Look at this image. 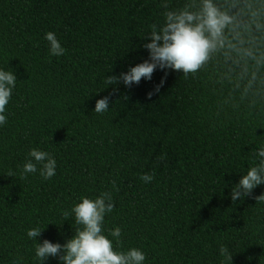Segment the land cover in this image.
I'll use <instances>...</instances> for the list:
<instances>
[{
	"label": "trees",
	"instance_id": "trees-1",
	"mask_svg": "<svg viewBox=\"0 0 264 264\" xmlns=\"http://www.w3.org/2000/svg\"><path fill=\"white\" fill-rule=\"evenodd\" d=\"M186 2L171 0L170 8ZM216 3L236 17L229 39L264 56V28L252 17L264 25V0ZM162 4L0 0V70L17 77L0 126V264H40L36 243L75 234L74 214L65 221L64 211L108 190L115 208L103 230L114 250L139 248L144 264H222L223 245L232 264H264V202L255 199L264 184L235 204L230 195L264 147V61L221 49L187 79L157 67L130 87L104 82L150 58L143 45L150 26L164 23ZM48 31L64 55L50 54ZM104 97L109 110L95 113ZM33 148L56 159L52 178L37 171L20 179ZM145 173L154 179L144 183ZM33 227L44 229L37 240L27 237ZM116 227L122 246L108 232Z\"/></svg>",
	"mask_w": 264,
	"mask_h": 264
},
{
	"label": "clouds",
	"instance_id": "clouds-1",
	"mask_svg": "<svg viewBox=\"0 0 264 264\" xmlns=\"http://www.w3.org/2000/svg\"><path fill=\"white\" fill-rule=\"evenodd\" d=\"M171 0H163L162 6L165 20L162 25L152 24L149 43L143 45L149 50L150 58L143 63L130 67L127 72L119 75H109L105 79L106 85L119 84L122 80L126 86L133 83L139 84L142 79L151 80L154 71L170 69L182 72L185 79L190 74H196L212 57L221 49H228L227 56L231 50L243 56L256 60L257 64L264 61V56L257 58L252 48H241L233 43L232 39L225 34V30L235 32L236 17L223 10L216 0H188L183 7L170 8ZM258 13L253 12V22L256 28L262 29L264 25L255 21ZM238 38V34L234 37ZM48 41L49 52L52 56H62L66 49L52 31H48L44 37ZM244 41L241 39L240 44ZM17 77L13 71L0 70V126L7 122L6 106L8 105L12 90L16 85ZM164 81L157 85L154 92H158ZM149 92L148 97L154 94ZM127 98V97H125ZM109 110V97L96 101L95 113H105ZM30 157L23 165L20 179H26L28 174L39 171L44 180L52 178L56 174V159L46 151L33 148L28 153ZM163 159V158H161ZM253 166L242 176L239 183L232 188L231 199L233 203L237 199L252 195L253 189L264 184V147L254 150ZM8 176H14L11 171ZM144 183L154 179V174L145 173L140 176ZM112 187L119 191L113 180ZM257 202H264V194L255 197ZM115 208L112 191H103L94 200L83 197L82 202L73 206L71 211H64L66 220L74 214L75 234L66 243H53L44 239L42 243L35 245V259L40 264L50 257H58L63 264H144L146 254L139 248H131L127 251L114 250L113 240L104 234L103 225L106 213H111ZM44 230V229H43ZM39 227L27 230L30 240H37L42 231ZM111 237L115 238L118 245L123 244L120 227L108 230ZM223 257L222 264H232L233 255L228 248L221 245L219 249ZM19 257L14 264H20Z\"/></svg>",
	"mask_w": 264,
	"mask_h": 264
}]
</instances>
